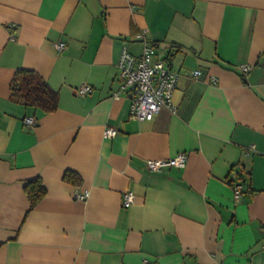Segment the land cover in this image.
Segmentation results:
<instances>
[{
    "label": "crops",
    "instance_id": "obj_1",
    "mask_svg": "<svg viewBox=\"0 0 264 264\" xmlns=\"http://www.w3.org/2000/svg\"><path fill=\"white\" fill-rule=\"evenodd\" d=\"M149 44L180 79L139 121L118 64ZM19 69L59 92L56 111L12 99ZM183 152L184 168L148 169ZM146 261L264 264V0H0V264Z\"/></svg>",
    "mask_w": 264,
    "mask_h": 264
},
{
    "label": "built area",
    "instance_id": "obj_2",
    "mask_svg": "<svg viewBox=\"0 0 264 264\" xmlns=\"http://www.w3.org/2000/svg\"><path fill=\"white\" fill-rule=\"evenodd\" d=\"M65 44H60L59 48H64ZM155 48L151 44L147 45L145 51L140 56H135L124 47L118 64L119 78L122 82L121 91L116 93L118 99L122 91L132 93L131 117L139 121L153 120L164 106H170L175 93L180 74L173 71L163 61H153ZM244 72H248L251 67L243 65ZM200 70L195 71V76H200ZM135 90L132 91V88ZM94 90L91 85H84L80 92L90 94ZM24 123L28 127L37 125L35 117H26ZM117 129L108 127L105 131L106 138H113L117 135ZM188 154L179 153L169 159L148 160L147 166L151 172H160L168 167L184 168L187 164ZM245 187L243 184L235 185L236 196L239 198ZM90 196L89 192L79 194L78 197L86 200ZM135 201V193L128 191L124 194L123 205L130 207ZM145 264H150L148 261Z\"/></svg>",
    "mask_w": 264,
    "mask_h": 264
},
{
    "label": "trees",
    "instance_id": "obj_3",
    "mask_svg": "<svg viewBox=\"0 0 264 264\" xmlns=\"http://www.w3.org/2000/svg\"><path fill=\"white\" fill-rule=\"evenodd\" d=\"M156 43V42H155ZM154 42L153 45H156ZM12 99L23 102L28 107L54 112L59 108L60 94L36 71L28 69L17 70L11 84ZM64 179L73 184L81 182V176L72 170L65 173ZM30 199L32 211L47 195V189L41 178H36L25 186Z\"/></svg>",
    "mask_w": 264,
    "mask_h": 264
},
{
    "label": "water",
    "instance_id": "obj_4",
    "mask_svg": "<svg viewBox=\"0 0 264 264\" xmlns=\"http://www.w3.org/2000/svg\"><path fill=\"white\" fill-rule=\"evenodd\" d=\"M142 40H143V39H141L140 41H142ZM134 90H135V87L132 88V91H134Z\"/></svg>",
    "mask_w": 264,
    "mask_h": 264
}]
</instances>
